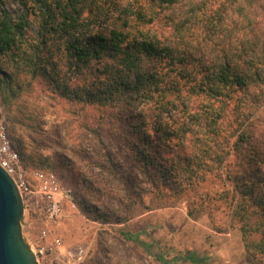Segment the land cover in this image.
<instances>
[{
	"label": "trees",
	"instance_id": "obj_1",
	"mask_svg": "<svg viewBox=\"0 0 264 264\" xmlns=\"http://www.w3.org/2000/svg\"><path fill=\"white\" fill-rule=\"evenodd\" d=\"M18 3L16 16L0 11L3 104L38 85L78 115L98 111L85 123L95 136L103 118L125 126L120 151L99 140L87 154L125 206L113 221L176 207L211 178L227 186L246 264H264V0ZM202 210L187 202L190 218Z\"/></svg>",
	"mask_w": 264,
	"mask_h": 264
},
{
	"label": "rangeland",
	"instance_id": "obj_2",
	"mask_svg": "<svg viewBox=\"0 0 264 264\" xmlns=\"http://www.w3.org/2000/svg\"><path fill=\"white\" fill-rule=\"evenodd\" d=\"M2 10L16 16L21 6L18 0H0ZM120 11L116 16L122 15ZM22 99L8 107L0 96V119L28 180L37 188L33 172L53 173L72 197L60 198L61 215L50 223L32 212L21 218L26 243L45 227L51 239H59L49 264H192L182 260L188 255L205 264H246L241 233L228 227L231 207L220 198L227 188L222 182L210 178L187 191L176 207L152 211L131 207L129 219L115 223L114 217L125 206L110 198L105 173L87 160V154L99 149V140L104 147L120 151L116 133L125 126L106 117L92 126L95 136L85 123L90 125L98 111L88 109L78 115L74 104L43 92L38 85ZM141 108L148 110V106ZM188 201L195 209L203 206L196 218L187 215ZM104 219L112 220L102 223Z\"/></svg>",
	"mask_w": 264,
	"mask_h": 264
},
{
	"label": "built area",
	"instance_id": "obj_3",
	"mask_svg": "<svg viewBox=\"0 0 264 264\" xmlns=\"http://www.w3.org/2000/svg\"><path fill=\"white\" fill-rule=\"evenodd\" d=\"M0 167L14 181L18 192L22 198L23 215L34 213L50 223L60 217L62 212L61 199H71L69 189L60 186L53 173H43L36 171L32 173L33 179L37 182V188L31 185L27 178L25 169L21 166L18 153L12 146L6 126L0 119ZM39 201H34L36 199ZM38 204L41 208H38ZM34 254L36 264H49L51 257L59 249V239L50 238V230L43 228L39 235L31 242L27 243ZM81 259V256H78Z\"/></svg>",
	"mask_w": 264,
	"mask_h": 264
},
{
	"label": "water",
	"instance_id": "obj_4",
	"mask_svg": "<svg viewBox=\"0 0 264 264\" xmlns=\"http://www.w3.org/2000/svg\"><path fill=\"white\" fill-rule=\"evenodd\" d=\"M22 198L12 178L0 167V264H36L21 230Z\"/></svg>",
	"mask_w": 264,
	"mask_h": 264
}]
</instances>
